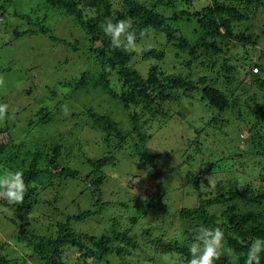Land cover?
<instances>
[{
    "label": "trees",
    "instance_id": "trees-1",
    "mask_svg": "<svg viewBox=\"0 0 264 264\" xmlns=\"http://www.w3.org/2000/svg\"><path fill=\"white\" fill-rule=\"evenodd\" d=\"M33 1L35 8L20 13L13 9V0H0L2 33L15 27L17 21L26 22L31 28H16V37L49 34L50 39L97 64L96 70L91 69V64L69 85L74 82L75 89L89 90L95 88L91 86H99L121 103L127 113L128 126L122 127L116 119L93 107H84L66 116V110L60 112L64 96L58 103H41L39 109L23 118L19 110L5 111L3 127L0 124V176L22 171L27 189L19 204H9L0 197V212L4 214L5 208L11 211V215L4 216L16 225L17 241L30 249L41 264H67L63 254L73 249L77 253L74 264H132L125 257L139 246L129 227L124 225L121 230L112 227L116 224L113 220V224L109 222L110 228L96 236L73 230L70 222L89 217L93 212L101 214L104 208L114 205L104 201L100 190L107 178L102 170L114 164V150L127 147L137 164L148 167L147 173H154L152 165L162 154L150 152L149 146L146 147L152 137L142 129L150 122L144 118L147 113L150 119L162 120L159 116L165 114L166 119L172 120L173 113L182 118L183 112H172L170 106L181 107L186 100L191 103L199 100L208 117L197 134L208 136L213 132L215 135L216 122L229 124L232 139L222 138L224 134L220 137L224 151L230 148L229 154L221 156L218 150L205 154L199 150L201 142L194 141L203 154L198 157L197 152L192 151L184 163L185 185L195 195L190 207L172 208L162 204L152 192H145V199L138 201L137 195L131 192L135 187L131 182L134 186L131 191L127 190L132 194L130 203L141 202L144 211L130 215V221L135 223L136 216L146 215L148 221L159 224L155 228L156 237L150 241L152 250L140 247L138 264H164V260H168V264H188L192 258L190 248L197 243L195 237L201 227H218L224 233V247L213 264H246L253 241L264 240V171L253 169L246 173L245 179L231 173L232 179L225 180L216 169L227 158L237 160L241 155L244 159L247 154L259 157L255 167L261 160L264 163V146L258 148L264 145V49L260 48V45L264 47V31L252 30L250 25L258 13L264 14V0ZM56 15L64 16L74 25L78 36L68 42L56 36L48 23ZM12 18L16 21H11ZM106 20L129 21L132 25L129 31L135 36L133 46H128L123 35L120 46H113L102 28ZM9 70V67H0V74ZM44 89L58 95L54 86ZM31 91L29 87L27 94L34 100H43ZM45 101L51 102L50 99ZM52 111L59 112L60 118L86 117L87 120L76 121L66 132L60 133L61 139L65 138L63 143L45 139V143L27 145L32 131L46 122ZM24 122L27 123L22 125ZM20 126L22 136L17 134ZM244 129L248 131L247 142L251 147L247 153L238 154L244 148L239 145L237 134ZM234 140L237 144H231ZM92 141L105 145L101 157H90L84 151L86 144ZM107 145L112 146V150L108 151ZM73 159L74 165L71 164ZM154 170L158 175L157 168ZM137 178L131 176L132 181ZM66 180L72 185L80 184L83 191L94 197V211L88 209L67 216L64 221L56 222L55 231L51 228L47 231L49 234L29 230L24 220L37 203L38 193L47 188L60 189ZM146 186L145 191L151 188L149 184ZM55 195L54 203L59 191ZM121 204L126 207L125 202ZM217 209L220 213L216 215ZM175 223L176 233L166 240V234ZM200 243L203 247V242ZM229 248L232 254L228 253ZM259 255L260 264H264V251Z\"/></svg>",
    "mask_w": 264,
    "mask_h": 264
},
{
    "label": "rangeland",
    "instance_id": "rangeland-1",
    "mask_svg": "<svg viewBox=\"0 0 264 264\" xmlns=\"http://www.w3.org/2000/svg\"><path fill=\"white\" fill-rule=\"evenodd\" d=\"M200 1L202 0L198 2ZM35 6L36 2L33 0H13V9L20 13H28ZM49 14L52 16L51 13ZM15 21L14 19L13 22ZM48 23L51 25L53 33L67 42L72 40L75 35L78 36L79 31L76 30L74 25H70L64 16L56 15ZM15 24H17L15 27H9L4 33L0 30V67L10 68L9 71L0 74V105H6V110L11 112L19 110L20 118H23L33 110L35 111L41 103H58V100L64 96L60 112L63 113L66 110V116H70L72 112L81 108L93 107L95 110L105 112L113 119H116L122 127L124 124L128 126L127 113L121 103L104 92L99 86H91L95 88H90L89 90V88L75 89L73 86L74 82L69 85L73 78L79 77L84 69L92 64V61L85 57L82 58L69 47L50 39L49 34H21L16 37V28L18 30H28L31 25L21 21H17ZM250 25L252 30L264 31V14L258 13L256 17L252 18ZM6 42L11 43L5 45ZM260 48L264 49L261 45ZM255 57H257L256 54ZM96 68L97 64L93 63L91 69L96 70ZM46 86H54V89L58 91V95H52L50 91L44 89ZM29 87L32 89V94L35 93L43 100L36 101L32 96H29L27 94ZM45 99H50L51 102L45 101ZM184 103L181 107L170 106L172 112H183L182 118H178V115L174 113L171 114L173 116L172 120L166 119L168 116L165 114L159 116L162 120H158L159 118L155 119L156 117L150 119L149 113L144 117L150 122L146 123V126L142 129L152 135L149 143H146V147L149 146L150 152L162 154L152 165L154 173H147L148 167L137 164V160L130 157L131 150H128L127 147L113 151L114 164H108L102 170L107 175V178L100 189L104 201L110 205L114 204L113 206L104 208L101 214L98 212L94 213V197H91L90 193L83 191L80 184L72 185L71 181L66 180V184L63 182L64 184H62L60 189L57 187H54V189L47 188L38 193L36 196L37 203L24 220L28 222L27 228L45 235L51 228L53 232L55 231L56 226L54 224L56 222L64 221L67 216H74L83 210L90 209L93 212L92 215L82 220L71 221L70 227L78 232L99 236L110 228L113 220H116V224L112 225V227H116L119 230L126 225L129 227L130 234L135 235L139 247L135 250L131 249V253L125 258L128 261H132V264H138L137 258L141 254L140 247L152 250L150 241H153L154 237H156L155 228L159 224L151 220L148 221L147 219L149 218L146 215L136 216L138 220L135 223L130 221V217H132L130 215H136L144 211L141 202L136 203L138 205L130 203L132 194L127 190L131 191L134 186L132 183L135 184V187L131 192L137 195L138 201L145 199V192H152L153 196L157 194L162 204L172 208L190 207L193 205L195 195L189 192L190 189L185 185L183 177L186 167L184 163L190 153L192 151L197 152L198 157L203 153L209 154L213 150H218L221 156L229 154L230 148L224 151L220 143L222 134H224L222 138L227 140H231L233 137L228 130L229 124L216 122L215 127L218 129L222 127L223 129H216L218 135H214L213 132L212 135L209 133L208 136L198 135L196 131L206 121L207 112L205 108L203 109L199 100L192 103L190 100H186ZM241 109H244V107L242 106ZM50 116L46 122L32 131L26 141L27 145L45 143V139H47V142L55 140L63 143L65 138L61 139L60 133L66 132L67 128L71 127L76 121L83 123L87 120L85 119L86 117L60 118V113H55V111H52ZM10 121L13 120L10 119ZM26 123L24 122L22 125ZM0 124L1 126L4 125V119L0 120ZM22 130L23 127L20 126L17 134L22 136ZM211 131L212 129H210ZM1 136L2 133H0ZM248 136L246 129L237 134V141L244 148L238 154L247 153L248 147H251V143L247 142ZM196 139L201 142L199 150L203 153L198 151V145L194 144ZM234 142L236 143L234 140L231 144H234ZM262 146L264 145L262 144L258 148ZM195 148H197V151H195ZM107 149L108 151L112 150V146L107 145ZM84 151L90 157H101L105 151V145L92 141L86 144ZM257 160H259L258 156L252 158L248 154L244 159H241V155L237 157V160L227 158L220 163L221 165L219 164L220 167L216 169V172L224 175L225 180L232 179L233 175H230L231 173H238L245 179L247 178L246 173L253 169L256 172L264 171L262 160L259 166H254ZM74 161L75 159L71 160L72 165H74ZM155 168L159 171L158 175L157 171L154 170ZM84 170H87V167ZM131 176H137L138 178L132 181ZM198 176H200V173ZM147 184L151 188L145 191ZM56 191H59L60 195L54 203ZM121 202H125L128 209ZM217 213H220L219 209L215 212L216 215ZM4 215H11V211L5 208L4 214L0 212V264H41V260L30 249L17 241V227L14 223L12 224L8 221ZM168 221L169 219L167 218L166 222ZM176 223L170 227L165 237L166 240L176 233ZM76 256V249L69 252L65 250L63 259L67 264H74L77 262ZM81 261L78 262L81 263ZM166 261L168 260H164L163 263L168 264Z\"/></svg>",
    "mask_w": 264,
    "mask_h": 264
},
{
    "label": "clouds",
    "instance_id": "clouds-1",
    "mask_svg": "<svg viewBox=\"0 0 264 264\" xmlns=\"http://www.w3.org/2000/svg\"><path fill=\"white\" fill-rule=\"evenodd\" d=\"M102 28L104 34L111 38L113 46H120L122 35L126 36L128 46H133L135 36L133 32L129 31L132 28L129 21L120 20L113 23L111 20H106ZM6 108V105H0V120L4 119ZM22 177V171H16L14 174L5 173L0 176V197L6 199L9 204L23 202L27 189ZM198 234L195 237L197 243L192 244L190 248L192 258L188 261V264H213L214 259L219 258L220 249L224 247L222 244L224 233L218 227L215 229L201 227L198 229ZM200 242H203V247H201ZM227 251L232 254L230 248ZM262 251H264V240L255 239L249 247L246 264H260L261 257L259 253Z\"/></svg>",
    "mask_w": 264,
    "mask_h": 264
},
{
    "label": "built area",
    "instance_id": "built-area-1",
    "mask_svg": "<svg viewBox=\"0 0 264 264\" xmlns=\"http://www.w3.org/2000/svg\"><path fill=\"white\" fill-rule=\"evenodd\" d=\"M254 71H256V68H254Z\"/></svg>",
    "mask_w": 264,
    "mask_h": 264
}]
</instances>
